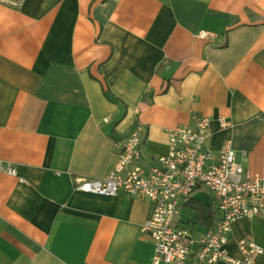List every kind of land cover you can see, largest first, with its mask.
I'll return each mask as SVG.
<instances>
[{"label": "crops", "instance_id": "crops-1", "mask_svg": "<svg viewBox=\"0 0 264 264\" xmlns=\"http://www.w3.org/2000/svg\"><path fill=\"white\" fill-rule=\"evenodd\" d=\"M197 116L213 151L230 140L262 172L264 0H0V161L17 170L0 171V264H151L155 201L78 178L107 176L138 124L135 164H153L168 129ZM180 214L195 233L196 212ZM202 225L197 237L214 227ZM243 238L264 264V214L232 223L231 257Z\"/></svg>", "mask_w": 264, "mask_h": 264}, {"label": "built area", "instance_id": "built-area-1", "mask_svg": "<svg viewBox=\"0 0 264 264\" xmlns=\"http://www.w3.org/2000/svg\"><path fill=\"white\" fill-rule=\"evenodd\" d=\"M195 122V127L168 129V152L151 165L135 164L141 160L143 137L142 126L136 125L125 138L114 169L103 178H78V189L108 196L122 189L155 201L154 213L142 228L155 243L151 264H259L255 257L262 247L240 239L243 258L236 259L229 255L226 241L235 220L264 214V166L255 173L237 162L230 140L213 151L208 145L211 120L197 116ZM220 122L223 127L229 124L224 117ZM0 171L17 174L3 161ZM200 188L212 196L219 215L214 227L197 237L178 216Z\"/></svg>", "mask_w": 264, "mask_h": 264}, {"label": "trees", "instance_id": "trees-1", "mask_svg": "<svg viewBox=\"0 0 264 264\" xmlns=\"http://www.w3.org/2000/svg\"><path fill=\"white\" fill-rule=\"evenodd\" d=\"M186 205L193 208L196 212V221L193 226L195 224H204L212 227L214 226L218 213V211L213 206L214 204L205 205L200 201L191 198L187 201Z\"/></svg>", "mask_w": 264, "mask_h": 264}, {"label": "rangeland", "instance_id": "rangeland-1", "mask_svg": "<svg viewBox=\"0 0 264 264\" xmlns=\"http://www.w3.org/2000/svg\"><path fill=\"white\" fill-rule=\"evenodd\" d=\"M141 151V150H140ZM141 160H142V153H141ZM140 161V160H139ZM143 165V164H140ZM199 197L202 198L203 201H209L210 200V195H205L203 193H201V195H199ZM194 209L191 207H184L181 210V214L180 217L182 219L183 222H188L189 220H194ZM189 227L191 224H189ZM197 227V229L195 230V235L198 236L200 230H204V227L202 224H196L195 228Z\"/></svg>", "mask_w": 264, "mask_h": 264}]
</instances>
